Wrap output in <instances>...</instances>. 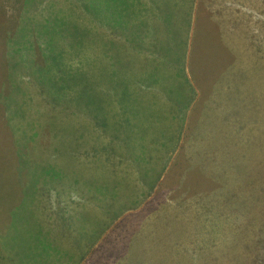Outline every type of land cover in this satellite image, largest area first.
Wrapping results in <instances>:
<instances>
[{"label":"rangeland","instance_id":"rangeland-1","mask_svg":"<svg viewBox=\"0 0 264 264\" xmlns=\"http://www.w3.org/2000/svg\"><path fill=\"white\" fill-rule=\"evenodd\" d=\"M86 2L80 0L77 9L73 0H0V81L4 86L0 88V110L4 111L10 101L14 104L8 110L12 121L3 123L5 115L0 120L1 258L8 253L10 262L6 260V264H16L11 254L24 247L28 254L45 256V260L52 255L54 264H244L243 250L251 246L249 234L264 235V168H258L259 161L264 160V63H260L264 60V0H226L223 5L230 13L229 6L233 9L230 20L213 17L211 27L209 22L197 25L199 35L208 42L199 44L203 52L197 48L192 57V74L203 75L198 86L194 85L187 107L197 100L231 99L227 114L216 108L218 117L206 123L207 133L220 134L219 127L233 115L236 125L248 120L243 135L255 138V142L252 149L246 146L245 157L236 158L239 165L236 163L231 171L213 168L216 162L210 163L205 157L188 158L182 167L193 180L192 189L183 191L167 183L178 172L175 160L181 149L177 135L179 145L184 144L180 125L187 122L179 121V112L168 114L163 122L172 130L168 142L172 153L169 157L165 153L162 159L159 138L155 171L145 182L137 167L127 169L120 164L127 160L112 151L116 142L87 118L89 101L96 104V114L100 106L111 117L117 99L126 104L132 92L147 94L144 98L152 102L150 108L164 113L160 107L164 94L145 88L139 81L154 57L146 49L145 40L151 42L144 30L131 34L129 28L124 30L130 35L127 38L112 36L120 53L113 59L115 67H95V45L80 44V16H91ZM68 10L72 22L65 30L72 33L66 31L61 37L50 30L51 25L61 26L69 17L49 14ZM192 26L193 18L190 31ZM167 28L174 27L148 28L154 37L160 36L157 45L174 39L162 34ZM26 33L28 36L21 39ZM12 42L17 44L10 45ZM136 45L144 48L130 50ZM176 45L179 50L180 45ZM28 56L30 63L23 71ZM46 64V76L31 70L32 65L41 69ZM183 66L181 58L174 67L180 72ZM94 68L97 72L93 75ZM103 99L110 105L101 102ZM114 115H118L116 109ZM148 139L154 140L151 133ZM100 140L110 151L99 152ZM256 144L263 147L255 149ZM116 170L128 173L125 200L118 206L122 210L103 211L101 194L97 188L91 190L88 181L96 183L102 176L108 177L111 188ZM158 175L155 188L150 190ZM197 181L198 187L194 186ZM15 204L10 220L5 221L4 211ZM60 213L64 214L62 221ZM35 229L46 234L40 235ZM41 236L47 241L39 246L31 243ZM99 247L101 253L111 255L107 261L102 257L98 261L95 251ZM255 264H264V258Z\"/></svg>","mask_w":264,"mask_h":264},{"label":"trees","instance_id":"trees-1","mask_svg":"<svg viewBox=\"0 0 264 264\" xmlns=\"http://www.w3.org/2000/svg\"><path fill=\"white\" fill-rule=\"evenodd\" d=\"M79 1L80 0H73L72 6L79 9ZM86 1V6L91 11V16H80V44L87 43L95 45V56L93 58V64H96L95 67L97 64L101 65L105 70L115 67L113 59H117L120 53L116 51L119 46L118 44H113L112 36L115 38H127L130 35L126 34L124 30H129L130 28L131 34L133 31H138L140 29L144 30L146 33H149L148 37L151 42L148 43L145 40L146 49L154 57L153 61L143 70L144 74L139 81L145 84V88L159 89L161 93L164 94L163 103L160 105L164 113L158 110L154 111L150 108L152 102L145 100L144 97L147 95L145 93L144 96H141L137 92L130 93L126 104L117 99V103L113 105V114L111 117H109L110 115H107L100 106L96 114V104L92 100L88 102L87 111L92 117L89 115L90 118H87L91 120V124L93 120V127L97 130L100 128L105 129L107 135L116 142L117 147L112 151L127 160V163L123 164L120 162V164L124 165L127 169L130 167H137L138 173L142 172L140 179L145 182V179L155 171L156 156L161 152L162 159L164 160L165 153L168 154V157L172 153L168 146V142H170L172 137V130L165 125L163 126V122L170 116H168V114L179 112L176 116L179 118V121L187 122L185 126L180 125L184 144L179 145L180 136L177 135V147L181 149L175 160V167L178 172L173 173L170 179H167V183L175 187L180 186L181 191L191 190V182L193 180L189 178L188 173L182 167V163L194 156L205 157L210 163L216 162L212 165L215 169L224 168L226 171L233 170L236 167V163H238L236 158L238 156L245 157L246 146L249 147L250 145L252 149L253 143L255 142V138L243 135L245 134L243 126L248 120L237 123L236 125L237 118L232 115L219 127L220 134L214 136L207 133L205 125L211 119L218 117L219 113H217L216 108L220 107V111L227 114L231 106V99L216 98L211 102H207L206 99L197 100L193 106L187 107L188 101H190L195 92L194 85L198 86V78L203 75L201 72H198L196 75L192 74L191 69L194 63L192 57L197 48L201 53L203 52L199 44H206L208 42L204 36L199 35L197 25L209 22L207 26L211 27L210 19L213 17H221L230 20L233 9L229 6L231 10L230 13L228 6L223 5V2L226 0ZM261 11H264V7ZM20 14L19 16H21ZM49 17H69L61 26L51 25L52 29L50 30L56 32L61 37L65 35L66 31L68 34L72 33L71 29L65 30L66 26H71V10L65 12L52 11ZM192 18L193 26L190 31ZM90 20H92V24L89 26L88 23H90ZM85 21H89L86 26L83 24ZM165 24L173 26L174 28H167L162 34L173 36L174 39L164 44L157 45L156 43L160 36L154 37L153 32L149 29H156L157 25ZM20 29L22 30L24 28ZM202 30L206 33L205 27H203ZM188 34H190L189 41L187 39ZM27 36L28 33L25 35L23 34L21 39ZM30 36L32 37L31 32ZM81 39H83V41ZM134 40L135 37L132 35L131 42ZM12 44L17 43L12 42L10 45ZM176 44L180 45L179 50H177ZM141 48L144 47L136 45L135 48H130V50ZM97 53L101 55L109 54L110 57L108 56L106 58ZM95 58H97L96 62ZM181 58H183L184 66L181 71L178 72L174 66L177 62L180 63ZM29 63L30 58L28 56L27 61L23 65V71L27 69ZM260 63H264V60H261ZM34 67L35 66L32 65L31 70L37 76L47 75V64L41 69ZM157 69H159V71ZM262 70L264 72V67ZM96 72L97 69L94 68L93 75ZM30 77L32 78V76ZM0 88H4L2 81H0ZM119 89L120 85L116 87V91H119ZM101 102L110 105V103L104 99ZM262 102L264 103V101ZM13 106V101H10L9 106L6 107L4 111L0 110V120H2L1 116L3 115L7 117L3 123L12 121V118L9 117L10 111L8 110H11ZM177 107H182L183 109L177 110ZM115 109L118 111L117 116L114 115ZM260 112L261 111H259V113ZM174 122L176 123L175 120ZM84 126L89 125L84 124ZM236 128L239 129L237 130L238 134L236 133ZM150 133L154 140L148 139ZM159 138H162V151L156 152L155 146L159 145V141H157ZM256 147H263V145L256 144L254 148L256 149ZM97 148L99 152L103 154L110 151V148H108L104 140H100L99 144H97ZM182 151H185L184 154H181ZM220 160H224L226 162L225 165L217 163V161ZM164 167H161V170H163ZM258 168H264V160L259 161ZM116 171L118 174L113 178L114 185L111 188H108V177L102 176L96 183L94 180L88 181L91 190H95L96 188L99 190L101 194L100 209L103 211L119 212L122 210L118 208V206L122 200H125L126 193L124 189L128 185V173L121 174L120 170ZM154 176H156V173H154ZM158 178L159 175L154 178L155 183L150 186V190L155 188ZM199 185L200 183L198 181L194 183L196 187ZM183 193L192 194L189 192ZM263 203L262 201L261 205ZM15 205L10 208L9 214L12 213L11 209H13ZM248 241L251 242V246L243 250L247 259L244 261V264H255L257 261L264 258V235L251 236L249 234ZM38 243H40L38 239H35L33 242L34 245ZM41 244L42 243L36 246ZM101 245L104 244H100L99 246L101 247ZM100 247L95 251V253L98 254V261L100 257L107 261L111 255L108 256L101 253L102 248ZM52 257L51 255L48 260H45V256L36 257V255L33 254L22 253V260L26 261L27 264H49ZM5 260L6 257H4V254L3 258L0 256V264H6Z\"/></svg>","mask_w":264,"mask_h":264},{"label":"crops","instance_id":"crops-1","mask_svg":"<svg viewBox=\"0 0 264 264\" xmlns=\"http://www.w3.org/2000/svg\"><path fill=\"white\" fill-rule=\"evenodd\" d=\"M17 208V205H15V207L13 208V210H15ZM9 210L10 209H6L4 212H5V217H7L6 218V220L7 221H9L10 219H9ZM63 217H64V214L63 213H60L59 214V219L62 221L63 220ZM5 220V221H6ZM67 225L68 226H70V228H73L74 227V224H69V223H67ZM65 227H67V226H65ZM23 228H25V226H23ZM22 228V229H23ZM35 230H37L38 232H39V234L40 235H42L43 233H45L46 234V232H44V231H41V230H38V229H35ZM71 231H73L72 229H71ZM34 240L35 239H33V240H31V243H33L34 242ZM39 241H40V243H43L44 242V238H42V236L38 239ZM76 245H77V251H76V253H78L79 252V250H80V245H79V241H77L76 240ZM36 246V245H35ZM24 247H22V250L20 251V252H17L16 250L14 251V255L13 254H11V260L12 259H14V260H12V262L13 263H16V264H27L26 263V261H24V260H22V253H28V251H24V249H23ZM30 249V248H29ZM15 253H17L18 254V256H15ZM6 257V260H8L9 262H10V257H9V255H8V253H7V255L5 256ZM6 260H5V263H6ZM49 264H54V259L53 260H51L50 259V262H49Z\"/></svg>","mask_w":264,"mask_h":264}]
</instances>
